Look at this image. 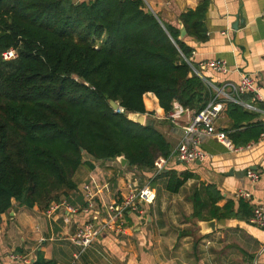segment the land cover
<instances>
[{
    "label": "trees",
    "instance_id": "1",
    "mask_svg": "<svg viewBox=\"0 0 264 264\" xmlns=\"http://www.w3.org/2000/svg\"><path fill=\"white\" fill-rule=\"evenodd\" d=\"M207 6L203 0L180 14L182 38L180 27L145 0H0V214L14 201L47 209L77 190L76 172L93 170L96 161L125 156L127 167L152 170L159 155L170 156L171 143L144 95L153 92L167 114L175 102L197 114L215 98L214 86H221L193 60L194 41L208 39ZM10 49L16 56L5 59ZM225 103L236 122L234 131L225 130L235 146L258 141L264 123L254 122L257 114ZM130 112L157 124L133 121ZM182 176L173 171L167 188L178 192L190 177ZM222 196L213 184L197 189L192 218L208 210L234 215L232 201L216 205ZM239 210L250 218L253 207L240 199ZM33 264L58 263L38 251Z\"/></svg>",
    "mask_w": 264,
    "mask_h": 264
},
{
    "label": "crops",
    "instance_id": "2",
    "mask_svg": "<svg viewBox=\"0 0 264 264\" xmlns=\"http://www.w3.org/2000/svg\"><path fill=\"white\" fill-rule=\"evenodd\" d=\"M145 2L164 22L182 29L180 14L196 9L203 0ZM263 8L264 0H208L205 17L208 39L194 41L193 60L205 65L210 60L225 63L226 71L204 66L205 71L201 72L216 85H238L242 75H250L262 99L255 103L252 96L242 94V100L248 110L257 114L254 122L264 123ZM225 92L231 93L230 88L226 87ZM144 101L147 111L160 121L158 128L174 150L181 140V125L189 124L195 113L184 114L178 126L167 118L153 92L145 93ZM235 123L225 108L216 126L234 131ZM241 125L242 131L247 122L241 121ZM200 144L208 159L192 163L173 159L157 178H151V170L129 168L117 158L96 161L93 170L81 167L75 174L77 190L63 197L70 206L83 204L81 188L91 176L109 184L104 194L108 201L124 195L129 176L137 179L140 186L151 182L157 195L154 203H140L136 213L129 212L121 231L103 235L83 251L71 237L78 226L92 218L74 214L67 208L50 218L46 209L38 205L27 208L14 201L9 211L0 214V260L9 263V255L17 253L31 256L33 264L41 251L58 264H264V229L249 223V212L239 210L243 198L237 195L247 190L252 199L246 201L252 207L264 203V138L234 151L211 136L202 137ZM250 169L259 173L257 181L248 177ZM173 171L179 177L190 175L178 192L167 188ZM210 184L223 195L216 205L223 209L232 201L234 215L221 217L223 210L218 216L208 210L202 218H192L194 192ZM210 221H215L214 230L208 225Z\"/></svg>",
    "mask_w": 264,
    "mask_h": 264
},
{
    "label": "built area",
    "instance_id": "3",
    "mask_svg": "<svg viewBox=\"0 0 264 264\" xmlns=\"http://www.w3.org/2000/svg\"><path fill=\"white\" fill-rule=\"evenodd\" d=\"M262 18L264 20V8ZM15 56L16 51L14 49H10L4 53L5 59H11ZM206 66L221 72L227 70L225 63L218 60H210ZM226 87L230 88L231 93L228 94L225 92ZM214 88L216 90V96L209 102L207 107L195 114L189 124L181 125V140L176 148L172 150L170 156L165 157L159 155L155 159L154 167L151 170V178H157L163 174L165 168L173 159H178L184 163L208 159V153L201 148L200 144L204 136L214 137L230 150L234 151L237 149L227 132L217 128L216 121L225 109V101L230 100L245 106L246 104L241 100L240 96L245 93H250L255 103L259 102L262 99L259 87L250 75L244 74L238 85L229 83L221 87L214 86ZM118 111H123V108L120 107ZM189 112L190 110L185 109L180 103L175 102L174 109L167 115V118L179 126L183 115ZM261 137L264 138V134ZM247 175L252 181L259 179V173L252 169L248 170ZM125 181L124 195L120 199L108 201L104 194L109 188V184L102 183L99 177L91 176L88 181L84 182L81 188L84 205L73 207L65 199L53 201L46 209V213L52 218L61 210L67 208L74 214L80 213L92 218V220L90 219L78 226L71 237L81 247V251H83L103 235L121 231L124 223H126L127 214L129 212L136 213L140 203L152 204L155 202L157 195L151 187V182L140 186L138 180L130 176ZM237 195L239 198L245 200L252 199L251 193L247 190H241ZM249 223L264 229L263 202L254 204ZM95 224H97V227ZM9 259V263H4L0 260V264H30L32 262L31 256L17 253H11Z\"/></svg>",
    "mask_w": 264,
    "mask_h": 264
},
{
    "label": "water",
    "instance_id": "4",
    "mask_svg": "<svg viewBox=\"0 0 264 264\" xmlns=\"http://www.w3.org/2000/svg\"><path fill=\"white\" fill-rule=\"evenodd\" d=\"M187 35V30L185 28V26L183 25L182 29H181V37L184 38ZM110 105L115 109L118 110L120 109V104L117 101H114L113 99L109 100ZM128 117L130 119H132L133 121H136L140 124H149V125H156L157 122L155 120L152 119H148L147 114H143V113H137V112H130L128 113ZM117 159L120 161V163L122 165H127L128 164V160L126 159L125 156H119L117 157ZM209 227H211L213 230L215 229V221H210L208 223Z\"/></svg>",
    "mask_w": 264,
    "mask_h": 264
},
{
    "label": "rangeland",
    "instance_id": "5",
    "mask_svg": "<svg viewBox=\"0 0 264 264\" xmlns=\"http://www.w3.org/2000/svg\"><path fill=\"white\" fill-rule=\"evenodd\" d=\"M101 180V179H100Z\"/></svg>",
    "mask_w": 264,
    "mask_h": 264
}]
</instances>
